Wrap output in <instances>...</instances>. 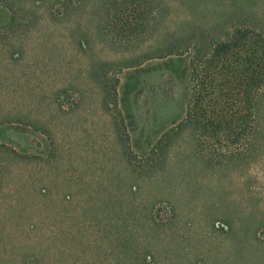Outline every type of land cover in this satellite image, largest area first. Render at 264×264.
<instances>
[{
  "label": "rangeland",
  "instance_id": "rangeland-1",
  "mask_svg": "<svg viewBox=\"0 0 264 264\" xmlns=\"http://www.w3.org/2000/svg\"><path fill=\"white\" fill-rule=\"evenodd\" d=\"M146 11L0 0V264H264V138L183 122L190 53L141 60Z\"/></svg>",
  "mask_w": 264,
  "mask_h": 264
},
{
  "label": "trees",
  "instance_id": "trees-1",
  "mask_svg": "<svg viewBox=\"0 0 264 264\" xmlns=\"http://www.w3.org/2000/svg\"><path fill=\"white\" fill-rule=\"evenodd\" d=\"M145 3L148 14L140 15L144 24L149 28L156 25L161 31L156 44L148 45V49L154 48V53H147L141 60L151 55L162 58L190 53V92L183 122L192 124L194 129L208 128L213 138L221 132L220 136L229 135L232 125L239 121L235 139L242 136L246 139L248 132L252 139L264 138V0H145ZM168 9L175 11L169 13ZM148 27H142L140 34L145 35ZM140 55L128 58L125 66L138 61L140 64L137 58ZM233 100L238 113H232ZM217 106L220 119L215 114ZM1 146L8 148L0 141ZM208 161L212 166L223 162ZM228 228L231 232L230 223ZM249 228L246 224L242 230L245 239ZM249 247L252 249L253 245L248 246V241L239 245L242 251ZM261 249L259 257L264 256V245Z\"/></svg>",
  "mask_w": 264,
  "mask_h": 264
}]
</instances>
